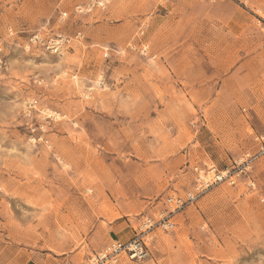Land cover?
Listing matches in <instances>:
<instances>
[{
	"label": "rangeland",
	"instance_id": "obj_1",
	"mask_svg": "<svg viewBox=\"0 0 264 264\" xmlns=\"http://www.w3.org/2000/svg\"><path fill=\"white\" fill-rule=\"evenodd\" d=\"M56 32L82 39L28 47ZM0 43V264H87L134 238L145 256L117 264H264V155L254 188L164 203L193 166L256 151L264 0H0Z\"/></svg>",
	"mask_w": 264,
	"mask_h": 264
},
{
	"label": "built area",
	"instance_id": "obj_2",
	"mask_svg": "<svg viewBox=\"0 0 264 264\" xmlns=\"http://www.w3.org/2000/svg\"><path fill=\"white\" fill-rule=\"evenodd\" d=\"M81 39L82 35L80 32L76 33L73 38L60 32L44 36L36 34L29 39L28 47L38 48L49 54L56 55L69 49L73 40L77 41ZM2 50L3 48L0 43V56ZM36 107V100H32L27 104L25 111L28 116H30ZM253 141L257 146L256 151L254 153L246 152L242 154L239 158L233 160L231 166L225 170H219L213 163H203L193 166L191 168L193 175L192 189L183 196L175 195L167 197L164 203L168 207V213L174 215L184 208L194 205L201 196L220 184L236 186L241 178H246L248 187L254 188V183L251 181L249 175L254 164L264 155V133L255 135ZM166 218H161L158 224H161L160 226L163 228H172L170 220ZM151 226L150 220H146L143 224V227L149 228ZM144 247L145 242L138 238L125 243H121L118 240L111 241L105 248L91 256L87 264H117L122 255L130 259L143 257L145 256Z\"/></svg>",
	"mask_w": 264,
	"mask_h": 264
},
{
	"label": "crops",
	"instance_id": "obj_3",
	"mask_svg": "<svg viewBox=\"0 0 264 264\" xmlns=\"http://www.w3.org/2000/svg\"><path fill=\"white\" fill-rule=\"evenodd\" d=\"M23 264H37V262L36 261H32V260H28L27 262H25Z\"/></svg>",
	"mask_w": 264,
	"mask_h": 264
}]
</instances>
